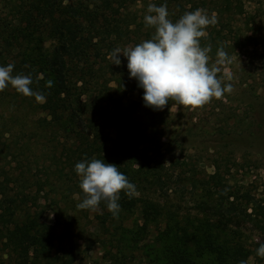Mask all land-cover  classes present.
<instances>
[{
  "label": "rangeland",
  "instance_id": "rangeland-1",
  "mask_svg": "<svg viewBox=\"0 0 264 264\" xmlns=\"http://www.w3.org/2000/svg\"><path fill=\"white\" fill-rule=\"evenodd\" d=\"M43 1L0 0V30L15 25L35 31L32 18ZM105 1L74 2L98 24L103 13L112 14ZM151 1L129 8L136 24H145ZM241 2L243 13L227 19L231 29H225V45H219L231 62L219 65L218 77L233 91L197 109L174 101L154 112L139 106L131 116L133 129L152 118L144 138L145 160L134 152L137 141L130 155L119 149L112 114L116 103L108 110L103 104L102 118H94L91 130L64 139L52 131L50 116L38 104L22 111L6 94L10 90L0 92V205L14 210L9 229H16L13 241L0 233V264H225L222 255L235 246L248 252L247 264H264L256 254L264 244V0ZM148 30L151 38L153 28L142 31ZM120 34L121 29L113 35L112 50L129 46H120ZM34 36L25 47L37 57L55 44L42 30ZM99 39L97 34L88 44L84 82L75 68L68 71L72 85L91 88L93 78L94 95L104 94V82L114 89L116 79L126 74L127 84L134 81L127 59L120 56L121 64H113L106 40ZM215 61L216 56L210 64ZM128 95L137 99V92ZM232 136L236 139L230 142ZM56 140L70 145L72 163L95 157L115 164L139 194L121 192L114 216L104 202L97 212L77 207L84 194L75 170L65 169L58 186H42L47 177L55 182L51 157L61 148L55 152ZM152 171L160 175V186L154 185ZM231 206L236 212H230Z\"/></svg>",
  "mask_w": 264,
  "mask_h": 264
},
{
  "label": "trees",
  "instance_id": "trees-1",
  "mask_svg": "<svg viewBox=\"0 0 264 264\" xmlns=\"http://www.w3.org/2000/svg\"><path fill=\"white\" fill-rule=\"evenodd\" d=\"M74 1L44 0L38 6L37 18H32L36 25L34 23L31 27L35 28V31L42 30L55 39V44L46 53L40 54L39 57L25 47L27 43L32 45L35 37L34 30L30 31L27 27L25 29L18 28L15 25L10 31L6 28L5 30H0V66H7L12 63L14 64L13 74H30L33 79L31 88L44 93L46 100L39 104L34 97H25L18 94L11 86L2 93L10 90L6 94H9L8 96L15 100L18 108L22 111L32 109L34 104H38V108L41 111H46L47 115L50 116L49 124L52 131L55 133L60 132L64 139L69 138L68 135H75V133L86 129L91 130V127L94 126V118H102L100 109L103 104L108 110L112 106V102L116 103V108L115 110L112 109V114L117 118L115 124L118 126L115 127V133L119 149L123 153L130 155V145L135 144L137 141L134 152L136 155L140 154V157L137 156L141 160H145L148 148L143 145L144 138L147 136L146 127L148 124L150 125L152 118L146 126L139 127V130L135 128L137 131L133 129L131 116L139 106L146 107L143 101L144 90L138 86V81L134 79L130 85L127 84L128 77L126 74L123 78L116 79L114 89H109L104 82L102 84L104 94L101 95L99 91L97 95H94L92 93L96 90L97 82L92 83L93 78L91 79L92 81H89L91 88L85 87V85H72L68 80V71L70 67H73L78 71L79 81H83L82 70L87 62L88 44L97 34L100 36L99 40L101 43L106 40V45L104 46L109 53L113 51L112 37L119 29H121V34L119 35L118 43L123 42L120 43V46H127V44L135 46L144 40L150 39V30L142 31L146 25L144 23L136 24L135 16L130 15L131 13L128 12L129 8L142 0H106L107 6L109 4L107 9L112 14L103 13L102 19L97 21L98 24L95 23L91 16L87 15L86 17L85 14L83 15V8ZM151 4L156 6L166 4L173 22L177 21L185 12L195 11L198 8L207 10L209 15L214 12L217 23L209 26L206 29L207 37L201 39V46L211 45V52L209 53L211 59L216 56V49L219 48V45H225L223 39V36H226L225 29H231L228 22L229 18L243 13L241 0H152ZM128 14L130 15L129 17ZM87 31L90 33L87 34ZM15 50H17L16 53L14 52ZM36 64L38 69L35 68ZM39 72L42 76L38 75ZM49 82H51V87H46ZM134 92H137V99L130 98L128 95ZM83 95H89L87 96V101L81 100ZM16 96L19 97L18 101L15 99ZM113 96L116 98H113ZM2 103L3 101L0 100V105ZM147 108L150 112H154L153 108ZM89 111L92 117H90ZM36 123L42 128V121ZM235 139V136L230 137V142ZM140 143L142 147H140ZM58 145L61 147L59 149L60 153L53 154L51 157L55 182L52 183L51 179L47 177L44 183L41 184L42 186L45 184H49L50 187L58 186L65 169L69 172L75 170L76 164L70 162L72 160L71 150H68L70 145H67L66 140L64 143L56 140L55 152L58 149ZM63 152H65V156H61ZM60 157L67 161L66 165L61 163ZM152 175L154 185L160 186L162 182L160 175L157 172L153 173V171ZM39 190H42V188L40 187ZM229 210L230 212H236L234 206H231ZM13 211L9 207L0 205V233L8 241L16 239V232H14L16 229L13 230L15 234L9 229L11 217L14 215ZM215 254L216 256L219 255L218 253ZM222 256L226 260H221V262L225 264H241V261H246L248 258V252L241 246H235Z\"/></svg>",
  "mask_w": 264,
  "mask_h": 264
},
{
  "label": "clouds",
  "instance_id": "clouds-1",
  "mask_svg": "<svg viewBox=\"0 0 264 264\" xmlns=\"http://www.w3.org/2000/svg\"><path fill=\"white\" fill-rule=\"evenodd\" d=\"M144 22L154 29L152 37L135 46L117 47L109 59L117 66L121 64L120 56L127 59L130 78L138 81V86L144 90L146 107L162 110L169 101H174L197 109L213 98L221 99L233 91L232 84H224L218 77L219 65L231 62L228 54L219 48L216 61L210 64L211 45L201 46V39L208 35L206 29L217 23L214 12L209 15L207 10L198 8L185 12L173 22L169 19L166 4H149ZM13 72L12 63L0 66V92L11 86L18 94L34 97L37 102L46 100L44 93L31 88L33 79L30 74ZM46 87H51V82ZM75 172L84 194L77 205L81 210L100 211V204L104 202L107 210L116 216L120 211L121 192L129 197L139 194L136 185L119 171V167L105 159L94 157L90 161L78 162ZM256 254L264 257V244H260ZM241 264L247 262L241 261Z\"/></svg>",
  "mask_w": 264,
  "mask_h": 264
}]
</instances>
